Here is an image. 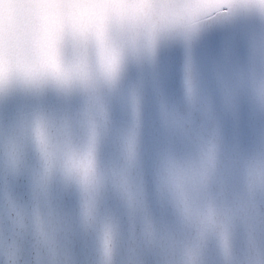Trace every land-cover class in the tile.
Returning a JSON list of instances; mask_svg holds the SVG:
<instances>
[{"label": "water", "instance_id": "1", "mask_svg": "<svg viewBox=\"0 0 264 264\" xmlns=\"http://www.w3.org/2000/svg\"><path fill=\"white\" fill-rule=\"evenodd\" d=\"M11 2L19 4L21 0ZM3 3L0 0V5ZM261 39L264 20L257 14L211 20L191 41V98L185 85L188 46L180 38L162 41L153 62L130 63L118 87L103 93L110 119L98 151L101 174L124 165L122 136L132 122V94L140 100L138 165L132 180L142 189L143 206L135 211L109 179L98 197L94 221L85 224L82 193L74 181L57 171L45 188L41 186V162L31 142L19 168L13 171L0 140V264H104L106 224L113 230L111 264H182V245L163 247L145 234L151 224L155 233H170L184 242L195 237V229L184 225L171 198L162 195L158 187L165 154L170 148L183 153L187 147L166 123L165 112L190 121L205 137L215 129L218 169L227 177L219 203L233 205L243 199L251 217L249 221L241 214L231 224L230 261L225 259L218 238L211 235L202 247L199 264H264V188L257 186L251 193L247 188L249 169L264 159V107L251 85L234 88L231 100L226 95L227 85H235L241 74L250 75L258 67ZM44 93L43 104L57 114L76 115L83 108L85 98L79 91L67 98L51 88ZM40 102L35 92L18 89L0 98V134L13 132ZM212 190L221 189L214 184ZM17 212L23 215V227L16 222ZM37 213L45 223L51 214L59 224L55 257L51 246L39 236ZM10 252L14 259L9 258Z\"/></svg>", "mask_w": 264, "mask_h": 264}, {"label": "snow or ice", "instance_id": "2", "mask_svg": "<svg viewBox=\"0 0 264 264\" xmlns=\"http://www.w3.org/2000/svg\"><path fill=\"white\" fill-rule=\"evenodd\" d=\"M241 14H257L264 20V0H228L208 9L204 15L208 21L216 19H232ZM202 27L198 29V32ZM188 57L185 65V85L189 97L193 94L191 41L186 42ZM259 57L258 67H254L250 75L241 74L235 85L226 86V95L232 99L234 88L251 85L256 97L264 107V39L257 45ZM65 98L79 91L84 95L83 108L76 115L68 112L57 114L49 110L42 102L44 91L35 92L41 102L26 114L17 128L11 132L0 134L6 162L13 170L21 164L26 145L31 142L39 154L41 175L38 183L46 187L47 181L59 171L66 180L74 181L80 188L83 204L82 215L85 224L95 219L98 197L104 184L111 182L126 196L129 207L135 211L143 206L142 189L132 180V171L138 165V141L141 122L140 100L137 94L131 97V126L122 136L124 165L109 169L101 174L98 168V151L102 135L108 131L109 110L104 95L92 90L72 89L55 90ZM168 126L176 130L186 142V150L178 153L169 149L161 163L159 174V190L162 195L170 197L179 211L186 227L195 229V237L184 242L173 234H157L151 224L145 228L146 236L154 243L171 249L183 246L182 264H199L202 247L209 236L215 235L225 257L231 256L230 228L233 220L247 215V204L241 199L233 205H221L223 189L227 177L218 169V145L215 129L205 137L203 132L195 128L190 121L178 117L175 113H164ZM219 185L220 191L214 193L213 185ZM259 186L264 188V159L256 168H250L247 175L249 193ZM13 210L15 208L13 207ZM16 222L23 227V215L16 213ZM37 229L40 238L51 246L53 257L56 255L55 234L58 222L50 214L45 223L37 213ZM103 252L111 264L113 252V230L106 224L103 230ZM14 252L9 258L14 259Z\"/></svg>", "mask_w": 264, "mask_h": 264}, {"label": "clouds", "instance_id": "3", "mask_svg": "<svg viewBox=\"0 0 264 264\" xmlns=\"http://www.w3.org/2000/svg\"><path fill=\"white\" fill-rule=\"evenodd\" d=\"M227 2L4 0L0 98L17 89L112 91L130 63L153 62L164 40L192 41L209 22L204 13ZM104 264H108L105 255Z\"/></svg>", "mask_w": 264, "mask_h": 264}]
</instances>
